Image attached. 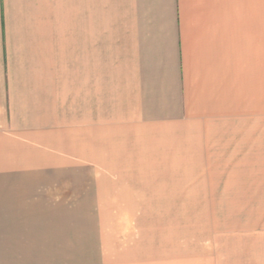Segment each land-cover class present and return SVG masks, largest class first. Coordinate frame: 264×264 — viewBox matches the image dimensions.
Segmentation results:
<instances>
[{"label": "crops", "instance_id": "0c3cea01", "mask_svg": "<svg viewBox=\"0 0 264 264\" xmlns=\"http://www.w3.org/2000/svg\"><path fill=\"white\" fill-rule=\"evenodd\" d=\"M70 5L72 76L52 28ZM263 163L264 0H0V259H83L85 194L102 181L175 180L181 164L226 179ZM148 241L120 254L113 236L100 243L113 264H196ZM233 259L220 264L264 253Z\"/></svg>", "mask_w": 264, "mask_h": 264}, {"label": "rangeland", "instance_id": "374dc122", "mask_svg": "<svg viewBox=\"0 0 264 264\" xmlns=\"http://www.w3.org/2000/svg\"><path fill=\"white\" fill-rule=\"evenodd\" d=\"M26 6L29 11L34 7ZM71 7L66 19L59 20L60 14L54 13L52 20V28L65 29L59 59L67 60L61 71L69 76L76 72V14ZM35 18L27 21L29 27L50 26L48 19ZM189 166L181 164L175 180H108L102 181L103 191H86L83 259H0V264H113L116 260L104 257L108 255L100 243L104 234L106 240L112 241V236L118 240L115 254L124 252L125 246L140 252L144 247L137 241L145 235L149 251L178 252L181 263L188 259L196 264L234 263L236 255L264 253V163L243 165L242 172H231L226 179H201L207 174L206 165L199 169L200 165L191 164L188 170ZM113 183L128 187L118 191Z\"/></svg>", "mask_w": 264, "mask_h": 264}]
</instances>
